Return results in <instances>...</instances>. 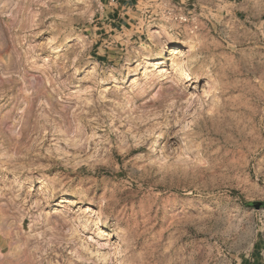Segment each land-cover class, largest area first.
<instances>
[{
	"label": "rangeland",
	"instance_id": "obj_1",
	"mask_svg": "<svg viewBox=\"0 0 264 264\" xmlns=\"http://www.w3.org/2000/svg\"><path fill=\"white\" fill-rule=\"evenodd\" d=\"M125 1L0 0V264H264V0Z\"/></svg>",
	"mask_w": 264,
	"mask_h": 264
},
{
	"label": "bare ground",
	"instance_id": "obj_2",
	"mask_svg": "<svg viewBox=\"0 0 264 264\" xmlns=\"http://www.w3.org/2000/svg\"><path fill=\"white\" fill-rule=\"evenodd\" d=\"M169 28V27H168ZM166 30V29H165ZM165 34H166V36L168 37V39L169 40H173L174 38L172 37V35L167 31V32H165ZM192 41V40H191ZM175 42H177V43H179V42H181V41H179L178 42V40L177 41H175ZM187 42V41H186ZM194 46V45H193ZM146 48V47H145ZM173 56V55H172ZM163 63V62H162ZM22 90V89H21ZM22 92V91H21ZM21 97H22V99H21V103H20V105L19 106H21V105H23V111L21 112V116H20V120L25 116V112L24 111H28V106L27 105H25L26 103L28 104V103H30V98H29V96L26 94V93H23L22 92V95H21ZM19 108L20 107H18L17 109H15V110H13L12 111V113L9 115V117H11V118H13L16 114H19ZM12 110V109H11ZM24 112V113H23Z\"/></svg>",
	"mask_w": 264,
	"mask_h": 264
},
{
	"label": "crops",
	"instance_id": "obj_3",
	"mask_svg": "<svg viewBox=\"0 0 264 264\" xmlns=\"http://www.w3.org/2000/svg\"><path fill=\"white\" fill-rule=\"evenodd\" d=\"M130 1H133V2L135 1V2L138 3L140 0H130ZM126 2L129 3L128 1L123 0V3H126ZM123 7H124V6H123Z\"/></svg>",
	"mask_w": 264,
	"mask_h": 264
}]
</instances>
